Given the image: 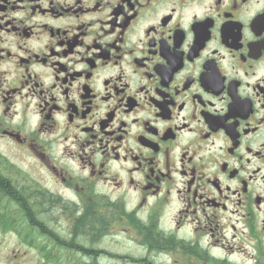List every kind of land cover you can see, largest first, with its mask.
I'll return each instance as SVG.
<instances>
[{
  "label": "flooded vegetation",
  "instance_id": "1",
  "mask_svg": "<svg viewBox=\"0 0 264 264\" xmlns=\"http://www.w3.org/2000/svg\"><path fill=\"white\" fill-rule=\"evenodd\" d=\"M0 151L43 263L264 264V0H0Z\"/></svg>",
  "mask_w": 264,
  "mask_h": 264
},
{
  "label": "rangeland",
  "instance_id": "2",
  "mask_svg": "<svg viewBox=\"0 0 264 264\" xmlns=\"http://www.w3.org/2000/svg\"><path fill=\"white\" fill-rule=\"evenodd\" d=\"M0 153L4 154V152L2 151H0ZM111 223L114 224L113 222ZM114 231L115 228H112L111 235L113 236L115 234L112 240H106L104 242L106 249L108 251H111L112 258H102L100 264H139V261L136 260H140L142 257L144 258L146 256V251L143 248L129 242L128 236L123 234L122 231L117 230L116 233H114ZM131 235L133 242L136 243L138 235L135 232H132ZM36 237L37 239L35 240L39 243L41 238L40 236ZM14 243L15 240H11L9 238H6V240H4L0 238V264H72L71 262L74 258L73 255L72 259H67L66 256L65 259H62L61 255L59 256V249L58 252H56L54 249L50 248L44 249L43 253L47 257V259H45L46 261H44L43 263L41 259H37V256L35 255L36 249H28L19 246L17 243ZM38 251L41 253L43 250L39 249ZM228 261L229 262H225L224 264H252V262L246 260V258L243 256H231L228 258ZM178 264H196V261H194V263H190L189 260H179Z\"/></svg>",
  "mask_w": 264,
  "mask_h": 264
},
{
  "label": "trees",
  "instance_id": "3",
  "mask_svg": "<svg viewBox=\"0 0 264 264\" xmlns=\"http://www.w3.org/2000/svg\"><path fill=\"white\" fill-rule=\"evenodd\" d=\"M3 183H4V181L0 180V188H1V189H3ZM91 224H92V225H93V224L97 225V222L95 221V219H92ZM81 227H82V229H84V230L87 231V228H85V227H86L85 223H84V225L81 226ZM145 234H146V236H145V241L147 242V244H150L151 246H155L156 244L162 242L161 237L158 236L157 234H155V235L152 234L151 231L146 232ZM156 235H157V236H156ZM175 245H176V246H181V244L178 243L177 241L175 242ZM181 249L186 250L184 246H181ZM54 250H55L56 252H58V249H54ZM59 252H60V254H59V256H60L61 253H62V250L59 249ZM59 264H61V263H59ZM72 264H83V263H72Z\"/></svg>",
  "mask_w": 264,
  "mask_h": 264
}]
</instances>
